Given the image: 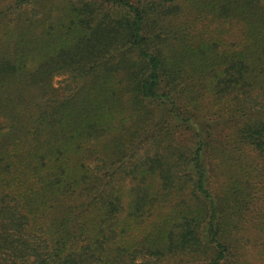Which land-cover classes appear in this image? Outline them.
<instances>
[{
	"label": "trees",
	"instance_id": "16d2710c",
	"mask_svg": "<svg viewBox=\"0 0 264 264\" xmlns=\"http://www.w3.org/2000/svg\"><path fill=\"white\" fill-rule=\"evenodd\" d=\"M244 222L264 258V0H0V264H239Z\"/></svg>",
	"mask_w": 264,
	"mask_h": 264
},
{
	"label": "rangeland",
	"instance_id": "374dc122",
	"mask_svg": "<svg viewBox=\"0 0 264 264\" xmlns=\"http://www.w3.org/2000/svg\"><path fill=\"white\" fill-rule=\"evenodd\" d=\"M53 83L56 87H62L63 84V77L62 76H55L53 78ZM216 165L219 166V163L216 162ZM224 168V177L222 175L217 174L214 172V181L215 185L218 186L220 184L223 185V180L226 178L228 179L231 174L230 167H223ZM242 232L237 237L240 238V259L239 264H264V258L261 256L260 251L262 249L263 241H260L256 237L252 238V235L255 234L253 228L250 226L248 222H244L242 225ZM236 237L234 239H237Z\"/></svg>",
	"mask_w": 264,
	"mask_h": 264
}]
</instances>
